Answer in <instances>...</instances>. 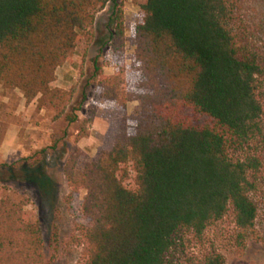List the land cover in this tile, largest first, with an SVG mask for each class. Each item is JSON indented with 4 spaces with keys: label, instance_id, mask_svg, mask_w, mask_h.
Instances as JSON below:
<instances>
[{
    "label": "trees",
    "instance_id": "16d2710c",
    "mask_svg": "<svg viewBox=\"0 0 264 264\" xmlns=\"http://www.w3.org/2000/svg\"><path fill=\"white\" fill-rule=\"evenodd\" d=\"M109 1L0 0V85L76 121L66 111L73 92L53 85L55 71ZM235 19L233 0H142L128 70L115 12L109 48L117 71L99 73L98 84L123 116L111 149L79 177L78 147L63 166L70 194L84 191L79 264H224L205 232L228 212L238 248L255 233L258 206L264 217V59ZM130 171L134 189L124 185ZM52 261L23 204L0 197V264Z\"/></svg>",
    "mask_w": 264,
    "mask_h": 264
},
{
    "label": "rangeland",
    "instance_id": "374dc122",
    "mask_svg": "<svg viewBox=\"0 0 264 264\" xmlns=\"http://www.w3.org/2000/svg\"><path fill=\"white\" fill-rule=\"evenodd\" d=\"M233 1L236 27L251 37L264 59V0ZM141 2L110 0L95 13L91 27L82 33L81 40L70 52L67 61L56 69L53 85L72 90V100L66 111L76 114L77 120L67 122L62 117H55V111L39 108L34 100L28 106L33 111L32 115L39 113V109L43 111L40 116H32L25 121L39 126L38 148H29L22 156L11 161H5L0 154V197L9 196L23 204L24 211L40 229L46 258H52V264H79L81 261L82 246L78 240L77 225L83 223L81 202L84 191L70 194L63 166L72 148L78 147L80 156L75 175L79 177L85 163L96 158L101 151L110 150L113 145L116 126L123 112L119 110L117 101L104 96L98 80L117 71L109 48L117 10L122 11L125 28V65L128 70L134 68L135 16ZM18 93L19 90L0 85V109L17 108ZM136 108L137 102L127 103L126 115L133 117ZM86 119H90L86 126L88 135L77 141L79 125ZM129 123L132 121L129 120ZM28 157L31 158L14 165ZM124 185L135 188L133 171H130ZM253 198L259 204V196L255 194ZM205 235L209 241L206 245L212 244L223 255L224 264H264V217L261 206H258L255 219V233L246 236L243 248L236 246L231 212L209 226ZM191 251L199 255L202 248L193 246Z\"/></svg>",
    "mask_w": 264,
    "mask_h": 264
},
{
    "label": "crops",
    "instance_id": "0c3cea01",
    "mask_svg": "<svg viewBox=\"0 0 264 264\" xmlns=\"http://www.w3.org/2000/svg\"><path fill=\"white\" fill-rule=\"evenodd\" d=\"M31 103L25 104L22 94L18 93L17 108L0 109V154L5 161L19 158L29 148H38L39 126L27 124L25 120L40 116L43 109L32 115L28 107Z\"/></svg>",
    "mask_w": 264,
    "mask_h": 264
}]
</instances>
